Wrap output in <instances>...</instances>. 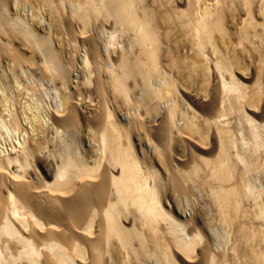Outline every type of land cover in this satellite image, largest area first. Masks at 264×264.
Here are the masks:
<instances>
[{
	"label": "bare ground",
	"instance_id": "obj_1",
	"mask_svg": "<svg viewBox=\"0 0 264 264\" xmlns=\"http://www.w3.org/2000/svg\"><path fill=\"white\" fill-rule=\"evenodd\" d=\"M0 264H264V0H0Z\"/></svg>",
	"mask_w": 264,
	"mask_h": 264
},
{
	"label": "rangeland",
	"instance_id": "obj_2",
	"mask_svg": "<svg viewBox=\"0 0 264 264\" xmlns=\"http://www.w3.org/2000/svg\"><path fill=\"white\" fill-rule=\"evenodd\" d=\"M55 43L57 44L59 41L57 40V37L55 36ZM58 45V44H57ZM74 80H76L75 78H74Z\"/></svg>",
	"mask_w": 264,
	"mask_h": 264
}]
</instances>
